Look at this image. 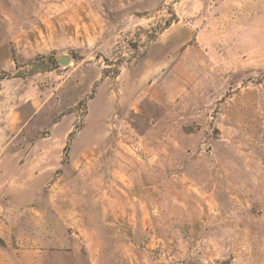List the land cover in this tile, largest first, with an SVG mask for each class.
I'll return each mask as SVG.
<instances>
[{"label": "rangeland", "instance_id": "rangeland-1", "mask_svg": "<svg viewBox=\"0 0 264 264\" xmlns=\"http://www.w3.org/2000/svg\"><path fill=\"white\" fill-rule=\"evenodd\" d=\"M0 264H264V0H0Z\"/></svg>", "mask_w": 264, "mask_h": 264}, {"label": "water", "instance_id": "water-1", "mask_svg": "<svg viewBox=\"0 0 264 264\" xmlns=\"http://www.w3.org/2000/svg\"><path fill=\"white\" fill-rule=\"evenodd\" d=\"M61 63L67 64L68 63V57L67 56L62 57L61 58Z\"/></svg>", "mask_w": 264, "mask_h": 264}]
</instances>
